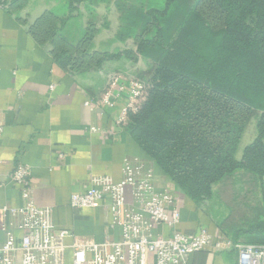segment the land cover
<instances>
[{"label": "trees", "instance_id": "16d2710c", "mask_svg": "<svg viewBox=\"0 0 264 264\" xmlns=\"http://www.w3.org/2000/svg\"><path fill=\"white\" fill-rule=\"evenodd\" d=\"M22 1L2 4L14 10ZM144 1L158 7L141 8L139 34L125 27L117 39L124 42L133 34L136 54L157 68L149 96L126 131L156 172L200 207L213 199L215 185H232L237 172L254 176L262 183L263 197L256 218L243 226L228 220L217 231L234 242L264 245V0ZM67 2L68 21L82 0ZM46 15L31 27L43 45L49 31L36 29ZM94 32L87 33L88 40ZM51 53L72 73L136 56L132 51L102 53L75 62L58 50ZM255 111L260 112L255 138L238 161L237 147Z\"/></svg>", "mask_w": 264, "mask_h": 264}, {"label": "crops", "instance_id": "0c3cea01", "mask_svg": "<svg viewBox=\"0 0 264 264\" xmlns=\"http://www.w3.org/2000/svg\"><path fill=\"white\" fill-rule=\"evenodd\" d=\"M11 1L0 0V126L3 127L0 204L22 205L20 191L9 178L19 165L30 167L35 204L50 209L55 230L68 233L65 264H72L75 238L101 243L108 237L117 240L119 231L112 226V216L105 203L76 210L70 204L71 196L86 192L95 180L121 183L125 160L139 158L154 170L157 189L169 188L179 204L181 220L177 231L191 234L206 228L212 234H219L218 227L228 213L217 203L210 205L215 195L200 207L181 193L168 176L156 172L154 162L144 159L126 128L116 124L122 101L115 109H93L85 105L99 99L115 75L150 84L157 64L137 55L135 44L125 50L128 42L119 41L117 34L112 35L121 30L118 28L103 31L100 36L107 37L108 45L97 49L111 55L132 51L136 55L134 59L122 56L103 62L98 69L66 71L31 32L32 25L45 13L64 15L65 0H61L62 10L55 6L60 1L55 0H23L14 10L2 4ZM113 48L117 53H108ZM240 144L241 141L235 154L238 161H241ZM60 154L64 155L62 161L58 159ZM126 199L131 203L130 190ZM3 223L0 216V247L4 243ZM173 231L160 229L166 236ZM224 257L238 264L236 254L231 252L196 253L190 256L188 264H226Z\"/></svg>", "mask_w": 264, "mask_h": 264}, {"label": "built area", "instance_id": "2783aa9c", "mask_svg": "<svg viewBox=\"0 0 264 264\" xmlns=\"http://www.w3.org/2000/svg\"><path fill=\"white\" fill-rule=\"evenodd\" d=\"M150 88V84L139 79L115 75L101 97L85 105L115 109L122 101L116 124L125 129L131 116L146 102ZM2 133L0 126V136ZM63 158V154L58 155L59 161ZM31 176V168L23 165L10 175V183L20 191L22 205L0 204V216L4 219L0 264H65L68 233L55 230L50 209L35 204ZM92 182L86 192L72 195L70 204L83 210L105 203L119 238L108 237L101 243L75 238L72 264H188L191 255L201 252L214 255L231 252L236 254L238 264H264V245L234 242L206 228L191 234L177 231L181 220L179 204L169 188L157 189L154 170L139 158L125 160L121 183ZM127 190L131 203L126 199ZM163 227L174 231L166 236L160 232Z\"/></svg>", "mask_w": 264, "mask_h": 264}, {"label": "rangeland", "instance_id": "374dc122", "mask_svg": "<svg viewBox=\"0 0 264 264\" xmlns=\"http://www.w3.org/2000/svg\"><path fill=\"white\" fill-rule=\"evenodd\" d=\"M14 1L17 0H12L8 3ZM55 1H60L57 2L55 6L62 10L63 2H61V0ZM65 2L67 8H63L64 15L50 12L53 13L54 17L47 12L48 15L39 21L38 24L40 26L36 31H40L41 29L49 31L46 37H43L44 41H46V46L51 51L58 50L66 54L75 62H86L90 57L105 52V50L97 49V47H101L102 45H108L107 37L100 36L103 31L126 27L128 29L132 28L129 30L130 33L139 34V30L143 27L141 22V8L146 7L147 4L148 6L158 7L156 4L148 3L144 0H82L77 6V10L72 14L70 20L67 21L66 18H68L71 13L67 0H65ZM64 19L65 21L62 22ZM35 23L32 27L35 26ZM92 28L95 32L93 38L88 40L89 37L87 33H89ZM120 34L121 30L112 33V35H116L115 37H118ZM128 38L130 39L126 40L128 45L124 47L125 50L131 48L130 45L135 44L133 34ZM108 53H117V49L113 48L109 50ZM259 117L260 112H253L241 140L239 159H242L244 149L255 138L256 125ZM230 182L232 185L227 183L214 186L213 192L216 201L214 199L210 205L214 204L213 206H215L217 203L228 213L222 223L232 220L230 223L231 226L235 225V223L243 226L246 222L256 218L259 209L263 205L262 183L257 181V179L248 172L243 171L237 172L230 179ZM224 259L226 264H232L230 260L225 257Z\"/></svg>", "mask_w": 264, "mask_h": 264}]
</instances>
